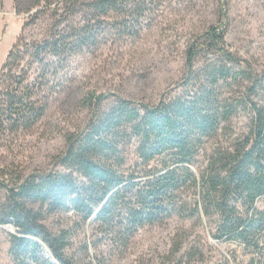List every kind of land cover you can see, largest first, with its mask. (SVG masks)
<instances>
[{"label": "trees", "instance_id": "1", "mask_svg": "<svg viewBox=\"0 0 264 264\" xmlns=\"http://www.w3.org/2000/svg\"><path fill=\"white\" fill-rule=\"evenodd\" d=\"M14 3L18 12L31 13L25 25L44 13L52 23L41 39L21 36L1 68L0 137L31 131L46 116L62 82L60 68L68 67L73 54L128 30V17L146 8V0ZM226 36L225 28L212 26L189 47L188 94L139 106L121 98L65 135V148L50 170L0 172V188L7 191L0 223L16 229L10 249L15 264H80L67 252L71 230L53 232L46 224L49 215L69 210L85 223L95 215L94 246L110 240L121 251L141 227L179 214L206 220L212 237L233 247L230 255L202 264H264V102L258 98L264 74L237 69ZM203 53L211 57L196 66ZM239 77L251 82L241 100ZM103 97L96 96V107ZM240 106L249 109L248 130L217 140L208 151L207 143ZM130 147L135 158L128 165ZM156 160L161 166L150 167ZM178 264L192 263L181 255Z\"/></svg>", "mask_w": 264, "mask_h": 264}, {"label": "rangeland", "instance_id": "2", "mask_svg": "<svg viewBox=\"0 0 264 264\" xmlns=\"http://www.w3.org/2000/svg\"><path fill=\"white\" fill-rule=\"evenodd\" d=\"M145 4L142 15L128 17L132 23L128 30L113 31L105 40L100 39L98 46L73 54L68 67L60 68L61 85L53 93L46 116L31 131L7 132L0 137V172L25 175L50 170L65 148V135L81 130L91 116H102L121 98L139 106L188 94L192 84L184 78L187 51L212 26L225 28V47L238 58L234 62L237 69L264 74V0H146ZM30 14L18 12L14 0L0 1V71L21 36L41 39L50 29L48 13L34 24L25 25L30 22ZM210 57L199 55L196 66ZM245 79L239 77L236 81L239 99L251 84ZM260 94L258 98L264 102V89ZM96 96H104L100 107L95 105ZM249 118V109L240 106L206 149L209 151L217 140L247 131ZM127 153L130 165L135 158L134 148ZM161 164L156 160L150 167ZM6 196V189L0 188V215L4 214ZM46 224L53 232L71 230L67 252L80 264L90 260L95 264H178L181 255L184 262L202 264L203 259L217 261L221 253L230 255L229 249L233 248L212 237L206 220L202 223L179 214L141 227L121 251L113 250L110 240L92 245L96 232L93 222L81 221L74 210L53 213ZM5 225L11 224L0 223V264H15L10 252L12 232Z\"/></svg>", "mask_w": 264, "mask_h": 264}, {"label": "water", "instance_id": "3", "mask_svg": "<svg viewBox=\"0 0 264 264\" xmlns=\"http://www.w3.org/2000/svg\"><path fill=\"white\" fill-rule=\"evenodd\" d=\"M94 219H95V215L91 218V220L89 221V224H90ZM5 227H7V228L10 230V232L15 233L14 226H12V225H5ZM9 227H11V229H10ZM47 253H48L49 256H53L52 253H51V251H50L49 249H47ZM54 261H55V263H58V261H57L56 259H54Z\"/></svg>", "mask_w": 264, "mask_h": 264}]
</instances>
